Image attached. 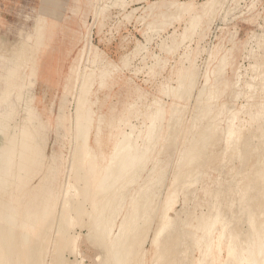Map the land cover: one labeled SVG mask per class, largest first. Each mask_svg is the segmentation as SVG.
I'll return each mask as SVG.
<instances>
[{
	"label": "rangeland",
	"instance_id": "obj_1",
	"mask_svg": "<svg viewBox=\"0 0 264 264\" xmlns=\"http://www.w3.org/2000/svg\"><path fill=\"white\" fill-rule=\"evenodd\" d=\"M4 140L33 159L6 188L8 228L53 213L26 234L38 264H106L123 237L153 264L164 214L169 263L264 264V0H0ZM109 165L111 192L94 181Z\"/></svg>",
	"mask_w": 264,
	"mask_h": 264
},
{
	"label": "bare ground",
	"instance_id": "obj_2",
	"mask_svg": "<svg viewBox=\"0 0 264 264\" xmlns=\"http://www.w3.org/2000/svg\"><path fill=\"white\" fill-rule=\"evenodd\" d=\"M86 90H87V88H85V92H86ZM85 94H87V93H85ZM84 93H83V95H85ZM78 110H79V108H77ZM77 110V111H78ZM86 125V124H85ZM85 125H84V127H85ZM83 127V126H82ZM4 130L5 129H3L2 130V132L1 133H3L4 134ZM80 133L81 132H83L82 130H80L79 131ZM85 132V131H84ZM83 132V133H84ZM82 133V134H83ZM5 134H6V132H5ZM5 135H4V139H5ZM5 142L3 143V145L2 146H0V207H1V211H0V214H2V215H5V214H3L4 212H5V210H7L8 209V203L5 201V199H4V195H6V188H7V186L10 184V182H11V179L13 178L14 180H18L24 173V171L25 170H27L30 166H31V162H32V155L27 151L28 150V148H26V146H25V141H23V144L21 145V148H20V151L19 150H17L16 149V141L15 140H4ZM119 144V143H118ZM122 144H123V142H122ZM125 144V143H124ZM117 146V143H116V145H115V147ZM123 146V145H122ZM126 147V146H125ZM83 149V148H82ZM120 149V148H119ZM118 149V150H119ZM117 150V149H116ZM124 150V149H123ZM123 150H122V148L120 149V151L122 152V154H123ZM119 152V151H118ZM128 154L130 155V153H129V151H128V153L126 154V156H128ZM117 156H119L118 155V153H117ZM114 157V156H113ZM122 157V156H121ZM128 157H130V156H128ZM124 158V157H123ZM13 159H15V162L13 163V162H11ZM82 159H83V157H82ZM77 160L81 163V159H79L78 157H77ZM76 160V163L78 162ZM119 160V159H118ZM118 160L116 159V162H118ZM124 160V159H123ZM91 161H93V160H90V161H88V163H86V165H88L87 166V168L86 169H90V171H91V174H92V170L94 171V168H96V167H94V164H93V162H91ZM121 161V160H120ZM9 162H11V164L13 163V166L10 168V165H9ZM112 162V161H111ZM116 162H115V164H116ZM128 164H127V167L129 168V166H130V163H129V159H128ZM79 163V164H80ZM83 163V165H84V161L82 162ZM124 163H125V161H124ZM78 164V163H77ZM111 164H114V158H113V163H111ZM114 164V165H115ZM122 166H123V168H124V164H121ZM120 165V166H121ZM81 166V165H80ZM110 166H112L113 167V165H109L107 168H106V170L105 171H103L102 172V174L99 176V179H97V180H94L95 181V183H96V185L99 187V188H103L102 187V185L100 186V183L101 182H103L104 180L105 181H107L108 180V178L110 177V178H112L113 177V175L114 176H116L115 175V173L116 172H114V168H111ZM116 167H117V165H115ZM125 166H126V163H125ZM78 167V166H77ZM76 167V168H77ZM82 167V166H81ZM81 167H79V168H81ZM110 167V168H109ZM115 167V168H116ZM118 167H119V165H118ZM109 168V169H108ZM84 169V168H83ZM111 169H112V171L114 172L113 174L111 173ZM126 169V168H125ZM130 169V168H129ZM109 170H110V175H109ZM116 170H119V168L117 169H115V171ZM124 170V169H123ZM87 171V170H86ZM120 171H122V170H120ZM118 173V172H117ZM124 173V172H123ZM91 174H90V172H84V175L83 176H79V177H81L80 178V180H83V182H84V184L86 185V187H84L85 188V190H86V188H90V185L88 184V183H90V184H92L94 181H93V179H92V177H94V176H91ZM122 174V173H121ZM124 174H126V173H124ZM82 175V174H81ZM93 175H95V173L93 174ZM118 177H119V175H117ZM124 176V175H123ZM12 177V178H11ZM118 177H116L117 178V180H118ZM94 178H96V177H94ZM109 178V179H110ZM114 178V177H113ZM123 178V177H122ZM91 179H92V181H91ZM107 179V180H106ZM115 179V178H114ZM109 181V180H108ZM107 181V182H108ZM114 181L115 180H111L110 179V181L108 182V184H109V186L107 185V184H105V185H107V186H105V187H107V191L109 190V192H111V187L113 186V185H115L114 184ZM121 181H123V180H121ZM120 181V182H121ZM125 181V180H124ZM106 182V183H107ZM119 182V183H120ZM98 183H99V185H98ZM118 183V184H119ZM117 184V183H116ZM117 184V185H118ZM122 184H124V182L122 183ZM84 185V186H85ZM96 187V186H95ZM115 187H116V185H115ZM95 189V188H94ZM98 189V188H97ZM90 190H91V188H90ZM101 190V189H100ZM89 190H87V192H88ZM95 191V190H94ZM85 192V191H84ZM87 192H85L84 193V195L87 193ZM98 192V191H97ZM108 192V193H109ZM98 193H100V192H98ZM97 193V194H98ZM102 193V192H101ZM105 193V192H104ZM107 193V194H108ZM112 194V193H111ZM1 195H3L2 196V198H1ZM104 195V194H103ZM108 195H110V193L108 194ZM87 199H88V197L86 196V197H84V200H86L87 201ZM102 199V198H101ZM100 199V200H101ZM83 200V199H82ZM100 200H97V202H99ZM92 201H94V200H92ZM3 202V203H2ZM84 202V201H83ZM90 202V201H89ZM95 202V201H94ZM94 202L92 203L93 205H94ZM96 202V203H97ZM100 202H104V201H100ZM77 203V202H76ZM91 203V202H90ZM82 204V203H81ZM97 204H99V203H97ZM84 205V204H83ZM92 205V206H93ZM100 205H101V207H102V203H100ZM51 206H53V205H51ZM51 206H50V204L49 205H45V207L46 208H50V209H53V208H51ZM91 206V207H92ZM44 207V208H45ZM2 208H3V210H4V212H2L3 210H2ZM94 208V207H93ZM98 208V207H97ZM96 208V209H97ZM104 208V207H103ZM49 209V210H50ZM100 209V208H99ZM46 210V209H45ZM48 210V209H47ZM93 211H95L94 209H92ZM92 210H91V212H92ZM98 210V209H97ZM105 209H103V210H101V211H104ZM53 211H54V209H53ZM100 211V212H101ZM52 211H50L47 215H42L43 216V218L45 217V219H43V218H40V219H37V220H34V221H32V225H34L35 226V228L34 227H32V226H29V224H21L20 226H19V231L17 232V231H15L14 229V231H11L12 229L10 228H8V226L7 225H9L10 226V224H8V223H6V220L8 219L7 218V216L5 215L4 217H6V218H3L2 217V215H0L2 218H0V264H38L37 263V256H39L38 255V251L37 250H39V249H37L38 247H37V243H39L38 241H35L34 242V240H33V242L32 241H26L25 240V238L27 237L26 236V234L28 235H32V236H34L35 238L37 237H39L40 235L38 234L40 231L42 232L43 231V227L45 228H47V226H48V224L50 225V226H52L51 225V222H50V219H51V217H52V215L51 214H53V213H51ZM77 212V211H76ZM81 212H83V211H81ZM6 213V212H5ZM43 213H45V212H43ZM84 213V212H83ZM94 213V212H93ZM106 213V212H105ZM90 214V213H89ZM103 214V213H102ZM101 214V215H102ZM139 215V216H138ZM138 218H137V217ZM136 216L134 215V216H132V218L131 219H129V220H127V221H125V223H124V225L123 226H121V230H125V231H127V233L129 234V235H131L129 232L131 231H133V229L135 228V226H136V223H137V220H140L141 219V215L138 213V214H136ZM95 217V216H94ZM140 217V218H139ZM101 218H103V217H101ZM104 219V218H103ZM45 220V221H44ZM9 221L10 222H12V224H14V226L16 225V222L14 221V219H12V221L9 219ZM8 220H7V222H9ZM43 221V222H42ZM101 221H103L102 219H101ZM101 221H97V222H95L94 221V225H99L100 223H101ZM9 222V223H10ZM177 222H178V220H177V218L176 217H173V218H170V217H167L165 214L161 217V222H160V224H159V227H158V229L155 231V234H154V238H153V240H152V244H153V242L155 243V245H156V250H155V259H156V262L154 263L153 262V264H173V263H169V258H168V253H169V251H172V249H169V245H170V241H171V239H172V241H171V245L173 244V243H175V242H177L178 241V237H177V234H175V231H176V224H177ZM47 225V226H46ZM122 225V224H121ZM13 226V225H12ZM49 226V227H50ZM138 226V225H137ZM94 227V226H93ZM96 229V228H95ZM98 229V228H97ZM44 230H47L48 231V229H44ZM102 230H103V232H106V233H110V231H108V230H110V229H108V228H105V229H101V232H102ZM138 230V229H137ZM11 231V232H10ZM50 231V230H49ZM45 232V231H44ZM100 232V233H101ZM138 232V231H137ZM49 233V232H48ZM99 233V234H100ZM124 233V232H123ZM127 233H125V234H127ZM41 234V233H40ZM43 234H46V233H43ZM105 234V233H104ZM127 234V235H128ZM108 235V234H107ZM126 235V236H127ZM105 236V235H104ZM124 236V234L122 235V237ZM31 237V236H30ZM33 237V239H35ZM44 237H45V235H44ZM44 237H42L43 239H44ZM101 237H103V235H102V233H101ZM128 237V236H127ZM99 238V237H98ZM119 238V237H118ZM117 238V239H118ZM123 238H125V237H123ZM122 238V239H123ZM132 238V237H131ZM28 239V238H27ZM41 239V238H40ZM122 239H120L119 238V240L116 242V243H113V245H111L110 244V247L112 248V251H111V253L109 252V256L107 257V259L106 260H108L109 262H107V261H105L106 262V264L108 263V264H139V263H141L142 262V260L140 259V261L141 262H139V260H137L138 258V253L136 254L137 256L136 257H134L132 260H130L131 258H130V254H131V251L129 250L130 249V247L129 246H124L125 248H123V250L124 251H120V249L121 248H119L120 246H121V243H123L124 241H125V239H124V241L122 242H120V240H122ZM129 239H130V237H129ZM134 239V238H133ZM100 241H104L105 240V238H104V240H103V238H101V239H99ZM254 246L255 247H257V248H259L261 251H263V256H264V234H259V233H256L255 235H254ZM100 241H95L96 242V244L100 247V246H102L103 244H105L104 242H102V243H99ZM113 241V240H112ZM128 242H129V240H127V244H128ZM36 243V244H35ZM39 245H40V243H39ZM125 245V244H124ZM129 245V244H128ZM122 247H123V245H122ZM127 247V248H126ZM132 248V247H131ZM101 249H105L104 248V246H103V248H101ZM100 249V250H101ZM106 250V249H105ZM111 250V249H110ZM40 251V250H39ZM105 252V251H104ZM107 252V251H106ZM102 253H103V251H102ZM203 254L205 255V257H207L208 256V249L207 248H205V251L203 252ZM260 254H262V253H260ZM120 255V256H119ZM259 255V254H258ZM99 256H101V255H99ZM105 256H106V254H105ZM140 256V255H139ZM260 256H262V255H260ZM259 256V258H262V257H260ZM39 259V258H38ZM153 260V259H152ZM102 262V261H101ZM255 262H256V260H254V257L252 256V254L251 253H249V252H247L246 250H244V251H242L241 253H237L236 254V259L232 262V264H255ZM102 264V263H101ZM150 264V263H149ZM202 264V263H201ZM258 264V263H257Z\"/></svg>",
	"mask_w": 264,
	"mask_h": 264
}]
</instances>
